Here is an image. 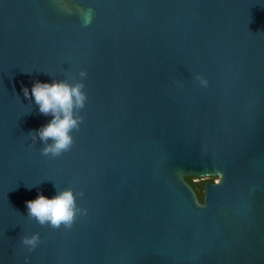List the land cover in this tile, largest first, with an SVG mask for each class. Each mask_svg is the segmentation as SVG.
Segmentation results:
<instances>
[{
  "label": "water",
  "instance_id": "1",
  "mask_svg": "<svg viewBox=\"0 0 264 264\" xmlns=\"http://www.w3.org/2000/svg\"><path fill=\"white\" fill-rule=\"evenodd\" d=\"M81 70L75 143L43 156L23 88ZM65 188L70 229L27 216ZM0 264H264V0H0Z\"/></svg>",
  "mask_w": 264,
  "mask_h": 264
},
{
  "label": "clouds",
  "instance_id": "2",
  "mask_svg": "<svg viewBox=\"0 0 264 264\" xmlns=\"http://www.w3.org/2000/svg\"><path fill=\"white\" fill-rule=\"evenodd\" d=\"M86 76L87 72L81 70L80 79L73 82L64 79H54L52 83L35 81L30 91L28 87L23 88L25 98L29 101L34 98L39 113L52 117L47 124L27 134L33 144L37 139L43 144L41 155L59 157L69 152L75 143L73 132L80 129L84 120L80 113L88 99L83 82ZM197 79L202 84L207 83L202 77L198 76ZM77 195L82 197L84 193L81 191L77 194L72 188H65L57 190L51 198L39 194L35 199L25 202L27 216L39 225L54 230L62 226L70 229L79 215L87 214V209L78 206ZM21 243L31 251L40 243V235L33 233L30 236H22Z\"/></svg>",
  "mask_w": 264,
  "mask_h": 264
},
{
  "label": "flooded vegetation",
  "instance_id": "3",
  "mask_svg": "<svg viewBox=\"0 0 264 264\" xmlns=\"http://www.w3.org/2000/svg\"><path fill=\"white\" fill-rule=\"evenodd\" d=\"M194 182V187H192L196 194L198 201L200 203L203 202V196H204V188L206 183L215 184L219 181L217 177H207V178H199V179H192Z\"/></svg>",
  "mask_w": 264,
  "mask_h": 264
},
{
  "label": "trees",
  "instance_id": "4",
  "mask_svg": "<svg viewBox=\"0 0 264 264\" xmlns=\"http://www.w3.org/2000/svg\"><path fill=\"white\" fill-rule=\"evenodd\" d=\"M185 180L187 181V183L191 186L194 187V182L191 178H185Z\"/></svg>",
  "mask_w": 264,
  "mask_h": 264
}]
</instances>
